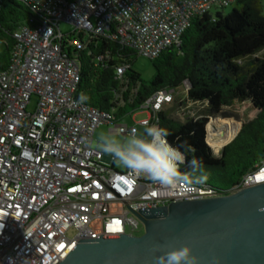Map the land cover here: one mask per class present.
I'll list each match as a JSON object with an SVG mask.
<instances>
[{"label":"built area","instance_id":"built-area-1","mask_svg":"<svg viewBox=\"0 0 264 264\" xmlns=\"http://www.w3.org/2000/svg\"><path fill=\"white\" fill-rule=\"evenodd\" d=\"M12 1L29 4L41 19L14 31L9 63L0 70V264H58L81 239L139 235L143 224L127 206L135 212L264 181V159L228 187L205 182L170 189L117 170L96 145L95 131L108 125L123 139L145 121L158 125L175 89L150 96L140 122L114 121L112 113L79 102L81 69L70 55L99 34L154 59L182 44L194 18L236 0ZM126 70L120 64L116 77ZM212 128L205 125L206 141L219 136ZM207 143L216 154L221 149Z\"/></svg>","mask_w":264,"mask_h":264},{"label":"trees","instance_id":"trees-1","mask_svg":"<svg viewBox=\"0 0 264 264\" xmlns=\"http://www.w3.org/2000/svg\"><path fill=\"white\" fill-rule=\"evenodd\" d=\"M0 70L7 67L14 31L41 18L29 4L0 0ZM225 9V8H224ZM224 9L194 18L179 47H168L152 61L154 74L144 81L132 69L138 56L132 49L103 35L90 34L82 49L72 50L81 69L79 96L87 104L110 112L114 121L131 118L153 94L187 85V98L219 113L234 102L248 101L256 115L243 122L235 137L216 154L206 141V117L184 122L159 113L158 126L169 131L173 146L187 142L208 174L207 183L228 187L256 169L264 159V13L260 0H236ZM127 65L116 77V68ZM183 150V149H181ZM184 171V168L181 169Z\"/></svg>","mask_w":264,"mask_h":264},{"label":"water","instance_id":"water-1","mask_svg":"<svg viewBox=\"0 0 264 264\" xmlns=\"http://www.w3.org/2000/svg\"><path fill=\"white\" fill-rule=\"evenodd\" d=\"M127 207L142 234L81 239L58 264H157L155 257L185 245L198 264H264V181L135 212Z\"/></svg>","mask_w":264,"mask_h":264},{"label":"clouds","instance_id":"clouds-1","mask_svg":"<svg viewBox=\"0 0 264 264\" xmlns=\"http://www.w3.org/2000/svg\"><path fill=\"white\" fill-rule=\"evenodd\" d=\"M88 99L84 94L79 96L80 103ZM141 127L143 131L133 129L132 134L123 139L110 132L101 134L96 145L123 168L162 187L174 189L182 184L187 189H192L207 181L208 174L202 162L195 157L187 158V152L194 151L187 146V142L173 146L167 141L170 133L165 128L146 121ZM182 167L184 171L181 170ZM160 247L161 245L154 244L153 252L159 251ZM155 259L157 264H198L199 257L192 253L190 245H185L169 250Z\"/></svg>","mask_w":264,"mask_h":264},{"label":"rangeland","instance_id":"rangeland-1","mask_svg":"<svg viewBox=\"0 0 264 264\" xmlns=\"http://www.w3.org/2000/svg\"><path fill=\"white\" fill-rule=\"evenodd\" d=\"M260 2L262 5V11L264 13V0H260ZM215 11L216 10L213 9L211 13H214ZM228 11H229V7L224 9L225 13H227ZM68 28L69 26L67 24L65 23L60 24V29L63 32H66ZM132 69L136 71L140 75V78L144 81L150 80L154 74V68L152 65V61L149 58L144 57L142 55H138L135 58L132 64ZM186 89L187 88L184 85L175 89L173 102L169 105L164 106L163 108L164 111H167V115L176 121L184 122L188 118L197 120L199 118L206 117L207 122L205 125L207 127H210V124L212 121L216 124H220V123H226L228 125L231 124L232 126H236V128L238 126V130H239L243 122H246L252 119L256 115V110L251 106V104L248 101H243V102L237 101V102H234L232 106L223 108L219 113H210L208 111L207 104L200 103V102H192L188 100ZM146 116H147L146 112L141 111V112L136 113L133 119L127 118L125 122L129 124H131L132 122H140L142 119L146 118ZM108 128H109L108 125L100 126L95 131L93 135V139L96 141L97 138L101 134L109 133ZM139 131H143L142 127L139 128ZM235 135L233 136V138L235 137ZM116 137L119 139H122L119 136H116ZM232 139H230L227 143H229ZM208 140H210L209 136H207V141ZM227 143H225L224 145H226ZM224 145H222V147ZM114 165L117 170L125 169L122 166H120L116 161ZM142 233H143V230L138 234L140 235Z\"/></svg>","mask_w":264,"mask_h":264},{"label":"bare ground","instance_id":"bare-ground-1","mask_svg":"<svg viewBox=\"0 0 264 264\" xmlns=\"http://www.w3.org/2000/svg\"><path fill=\"white\" fill-rule=\"evenodd\" d=\"M217 127L218 128V137L213 139L210 136V140L212 142V144H215L217 147H221L222 145H224L225 143H227L231 138H233V136L237 133L238 130V126L236 128V126H232L231 124L228 125L226 123H220V124H216L214 122L211 121L210 127H211V131H215L212 127ZM262 174V173H261Z\"/></svg>","mask_w":264,"mask_h":264}]
</instances>
